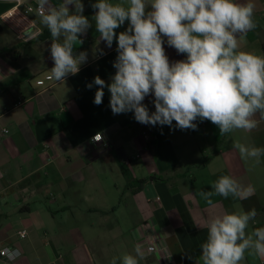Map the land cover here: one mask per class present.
<instances>
[{
	"label": "crops",
	"instance_id": "0c3cea01",
	"mask_svg": "<svg viewBox=\"0 0 264 264\" xmlns=\"http://www.w3.org/2000/svg\"><path fill=\"white\" fill-rule=\"evenodd\" d=\"M82 2L92 27L75 52L87 51L90 64L50 88L36 83L53 66L52 38L39 16L42 33L30 41L17 38L0 20V244L21 252L14 262L0 258V264H111L113 258L121 264L120 257L134 254L136 245L145 253L140 264H161V254L146 252L152 239L174 264H202L206 217L255 208L248 231L264 227V156L259 164L244 161L233 147L235 141L264 147V119L257 114L256 129L222 136L207 120H197V130L181 131L175 122L172 128L153 127L135 121L132 112L114 115L107 88L102 104L95 105L97 86L86 85L97 75L111 82L116 42L111 49L103 41L97 45L90 7L96 0ZM111 2L126 5V0ZM50 3L58 6L62 0ZM255 4L257 27L248 32L241 50L264 56V0ZM11 6V0H0V17ZM126 27L127 22L117 34ZM97 46L106 54L94 58ZM164 46L171 61L185 59ZM152 99L144 101L150 112L155 111ZM96 134L104 142L94 147ZM123 168L132 179L165 180L149 181L132 192ZM222 175L254 186L255 194L246 200L214 196L208 205L199 192L211 191ZM21 229L27 230L26 238H19ZM245 256L243 264L264 261Z\"/></svg>",
	"mask_w": 264,
	"mask_h": 264
},
{
	"label": "clouds",
	"instance_id": "9594fccd",
	"mask_svg": "<svg viewBox=\"0 0 264 264\" xmlns=\"http://www.w3.org/2000/svg\"><path fill=\"white\" fill-rule=\"evenodd\" d=\"M84 7L82 0H62L58 6L50 0H37L40 24L52 38L50 80L64 82L88 61L87 51L75 52L92 27ZM90 7L99 33L97 45L103 41L111 49L115 41L117 52L111 82L97 75L86 85L88 89L97 86L95 105L102 104L107 88L114 115L132 112L135 121L153 127L172 128L175 121V129L181 131L197 130L196 121L207 120L222 136L256 129L257 114L264 119V56L241 50L248 32L257 27L255 0H126V5L96 0ZM126 22V29L117 34ZM25 35L31 37L32 30ZM165 43L185 59L171 61ZM105 54L98 46L93 52L94 58ZM149 96L155 111L150 112L144 103ZM93 139L99 141L101 136ZM233 147L244 161L259 164L264 156V147L239 141ZM211 189L199 192L210 206L214 196L246 200L256 191L229 175L220 176ZM256 216L257 210L252 208L206 217L203 223L208 235L201 245L202 264H243L246 253L264 259V227L248 231ZM0 254L14 262L21 252L5 249ZM144 255L136 245L134 254H123L120 261L140 264ZM111 264H116V258Z\"/></svg>",
	"mask_w": 264,
	"mask_h": 264
},
{
	"label": "built area",
	"instance_id": "2783aa9c",
	"mask_svg": "<svg viewBox=\"0 0 264 264\" xmlns=\"http://www.w3.org/2000/svg\"><path fill=\"white\" fill-rule=\"evenodd\" d=\"M11 2H12V6L1 15L0 20L5 25H7L20 40L30 41L33 38L37 37V35H41L42 32L38 27L37 21L35 19V16H38L36 11L37 3L33 4L32 3L33 0H11ZM29 28L32 30L31 37L25 35L26 31ZM88 64H90L89 60L87 61V63L81 65V69ZM49 75H50V71L44 73L41 77H38L36 79L37 85L44 88H50L53 84L57 83L54 80H50ZM69 77H71V75ZM4 131L7 132V129H5ZM98 135L101 136V140L99 141H95L93 139L94 136L91 138V144L94 147L104 142V136L102 134H98ZM17 234L21 239L26 238L27 230L21 229L17 232ZM145 248L148 254H161V264H174L170 260L169 256L165 252L163 246L160 245L158 240L152 239L150 241H147L145 244ZM5 249H16V248L2 246L0 244V253H3ZM0 258L3 259L4 261H9L6 255L0 254ZM4 263L5 262H3L2 264ZM261 264H264V261Z\"/></svg>",
	"mask_w": 264,
	"mask_h": 264
},
{
	"label": "trees",
	"instance_id": "16d2710c",
	"mask_svg": "<svg viewBox=\"0 0 264 264\" xmlns=\"http://www.w3.org/2000/svg\"><path fill=\"white\" fill-rule=\"evenodd\" d=\"M7 55L8 52H6ZM154 141L150 140L148 142V145L151 146V144L153 143ZM123 174L128 178V182H127V188L130 189L132 192H136V191H139L142 189V187L144 186L145 183L149 182V181H162V180H165L163 177L161 176H150L148 178H144V179H132L129 177V172L126 168H123Z\"/></svg>",
	"mask_w": 264,
	"mask_h": 264
}]
</instances>
